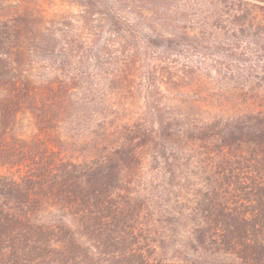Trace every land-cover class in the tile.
<instances>
[{"label": "trees", "instance_id": "1", "mask_svg": "<svg viewBox=\"0 0 264 264\" xmlns=\"http://www.w3.org/2000/svg\"><path fill=\"white\" fill-rule=\"evenodd\" d=\"M12 2L0 264H264V0Z\"/></svg>", "mask_w": 264, "mask_h": 264}, {"label": "rangeland", "instance_id": "2", "mask_svg": "<svg viewBox=\"0 0 264 264\" xmlns=\"http://www.w3.org/2000/svg\"><path fill=\"white\" fill-rule=\"evenodd\" d=\"M38 7L40 8L44 18L57 22V18L61 15H65L67 12L74 11L73 9L68 8L65 4L63 5L60 0H36ZM14 3L12 0H0V21L9 19L10 16L15 12V6H11ZM28 122V121H27ZM27 124V125H26ZM27 129H31V126L28 123H25ZM28 130V131H29Z\"/></svg>", "mask_w": 264, "mask_h": 264}]
</instances>
